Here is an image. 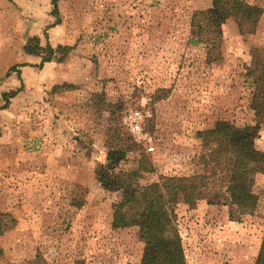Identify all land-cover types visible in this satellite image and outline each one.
Segmentation results:
<instances>
[{
  "label": "rangeland",
  "instance_id": "1",
  "mask_svg": "<svg viewBox=\"0 0 264 264\" xmlns=\"http://www.w3.org/2000/svg\"><path fill=\"white\" fill-rule=\"evenodd\" d=\"M51 1L0 0V264H140L144 240L137 228H112L121 192L105 191L95 170L107 165L123 182L145 158L152 172L141 171L140 185L202 173L197 134L218 120L259 124L253 141L264 152L245 78L252 49L264 47V0H243L263 11L254 34L224 22L216 62L192 42V16L211 0H61L57 15ZM26 46H50L54 60L41 64ZM122 148L125 159L110 165L108 153ZM248 188L257 206L238 221L217 192L194 208L176 204L187 264H254L264 172Z\"/></svg>",
  "mask_w": 264,
  "mask_h": 264
},
{
  "label": "trees",
  "instance_id": "2",
  "mask_svg": "<svg viewBox=\"0 0 264 264\" xmlns=\"http://www.w3.org/2000/svg\"><path fill=\"white\" fill-rule=\"evenodd\" d=\"M52 0L53 14L57 15V3ZM258 6L243 0H211L205 11L195 12L191 27L195 44H203L207 49L208 62L219 61L218 46L222 39V25L228 19L237 23L240 35L254 34L262 15ZM67 52L69 48L59 47ZM29 54L42 57L41 64L54 60L55 50L50 46L25 47ZM46 51L47 56H41ZM212 57V58H211ZM12 67L10 71H14ZM19 74V73H18ZM248 85L252 86L249 109L264 123V47H254L251 64L245 74ZM70 88L69 85L55 87V90ZM18 91L4 93V101ZM4 104L0 110L5 109ZM260 125L235 126L218 120L211 129L198 132V138L206 143V150L199 158L205 171L189 176H160L159 180L146 185L138 182L141 171L152 172L147 159L138 170L128 174L120 182L107 165L95 170V179L108 192H121L120 200L112 205V228H137L144 240L140 264H187L182 239L176 223L175 206L181 200L190 208L209 192L219 194V202L229 208L230 221H238L247 209L257 206V196L248 188V178L253 173L264 172V152L258 151L254 139L258 137ZM129 148L111 150L108 153L110 165H117L125 159ZM74 264H84L75 261ZM254 264H264V241Z\"/></svg>",
  "mask_w": 264,
  "mask_h": 264
},
{
  "label": "built area",
  "instance_id": "3",
  "mask_svg": "<svg viewBox=\"0 0 264 264\" xmlns=\"http://www.w3.org/2000/svg\"><path fill=\"white\" fill-rule=\"evenodd\" d=\"M132 120H131V123H130V128H131V131L134 133V134H140V126H139V113H134L132 114Z\"/></svg>",
  "mask_w": 264,
  "mask_h": 264
}]
</instances>
